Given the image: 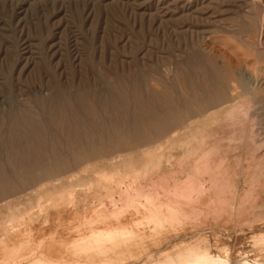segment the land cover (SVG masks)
I'll list each match as a JSON object with an SVG mask.
<instances>
[{"label": "rangeland", "instance_id": "1", "mask_svg": "<svg viewBox=\"0 0 264 264\" xmlns=\"http://www.w3.org/2000/svg\"><path fill=\"white\" fill-rule=\"evenodd\" d=\"M164 195L113 260L40 258ZM201 250L264 264V0H0V264Z\"/></svg>", "mask_w": 264, "mask_h": 264}, {"label": "bare ground", "instance_id": "2", "mask_svg": "<svg viewBox=\"0 0 264 264\" xmlns=\"http://www.w3.org/2000/svg\"><path fill=\"white\" fill-rule=\"evenodd\" d=\"M152 149V148H151ZM150 159V158H149ZM103 166V165H102ZM95 172V171H94ZM104 175V174H103ZM105 176V175H104ZM107 177H108V175H107ZM95 179V178H94ZM109 179V178H108ZM101 180V179H100ZM110 180V179H109ZM96 181H97V179H96ZM113 181V180H112ZM45 185H47V184H45ZM68 191V190H67ZM188 191V190H187ZM46 192V191H45ZM140 193V192H139ZM45 194V193H44ZM171 195V194H170ZM176 195V194H175ZM190 195V194H189ZM181 196V195H180ZM49 199V198H48ZM163 202H161V203H153V204H151V207L150 208H147V211L145 212V211H141L140 209H143V207L142 208H140L139 210L140 211H137V212H132L131 213V211H130V216H131V214H132V217L129 219L128 217L126 218V217H121L120 219L122 220L121 221V223H116V224H119V226L118 225H116L115 227H113V225L111 224V221H106V222H108L109 224H111L112 225V227L110 228V225L108 224V227L106 226L107 224L106 223H102L103 225H102V227H101V225H100V227L102 228L101 229V231H105L106 229L108 230L109 229V231H107V232H109L108 234H104L105 232H100L99 234L97 233V231L98 230H96V233H97V236H93L94 237V239L91 241V242H95V243H105L104 245H102V246H98L97 248H95V247H93L92 245H89V248H88V246L87 245H85V244H81V246H82V248H85L86 246V248H85V252H82V251H80V249H77V250H75L74 252H73V250H72V253H69L70 251L67 249V245L65 246V245H62V246H60V247H58V248H55V249H53V250H51L49 247H45V250L41 253V257L40 258H43V257H45L46 258V256H49L50 254H53V253H56L57 255H58V258H59V260H62V261H67V263H68V261H77L78 262V260H80L81 258L83 259V257L84 258H92V257H95L96 258V256H103V257H106V256H108V255H110V257L111 256H113V255H115V254H117V255H119L120 253H117V251L118 250H120V249H123V248H129L130 247V245H132L133 243V240H131V238L130 237H128L129 236V234H131V232H128V227L130 226V225H133V224H135V225H138L140 222H145V221H150V220H153L154 221V224L156 225V226H158L159 228L161 227L162 229L164 228V227H168V224H170V222H169V217L172 215V214H175V215H177V213L178 214H181L180 213V209L181 208H183V206H184V203H182L181 201H179V200H171V199H169V197H166L165 195H164V197H163V200H162ZM131 202V201H130ZM141 202V201H140ZM201 202V201H200ZM187 203V202H186ZM204 203V202H203ZM203 203H202V205H203ZM189 206V205H188ZM146 207H148V205L146 206ZM116 208V207H115ZM102 209V208H101ZM123 209H124V207H123ZM126 209V208H125ZM133 209V208H132ZM100 210V209H99ZM119 210V209H118ZM128 210V209H127ZM126 210V211H127ZM138 210V209H137ZM144 210V209H143ZM146 210V209H145ZM197 210V209H196ZM201 210V209H200ZM98 211V210H97ZM106 211V210H105ZM104 212V211H103ZM122 212H124V211H122ZM129 212V211H128ZM99 213V212H98ZM201 213V212H200ZM94 214V213H93ZM117 214V213H116ZM115 214V215H116ZM195 214V213H194ZM120 215L122 216V214L120 213ZM128 215V214H127ZM126 215V216H127ZM186 215V214H185ZM178 216V215H177ZM188 216V215H187ZM86 217V216H85ZM118 217V216H117ZM180 216H178V218H179ZM184 217V216H183ZM186 217V216H185ZM184 217V218H185ZM205 217V216H204ZM99 218V217H98ZM171 218H172V216H171ZM174 218V217H173ZM189 220H190V218H188ZM106 220V219H105ZM116 220V219H115ZM90 221V220H89ZM209 221V220H208ZM116 222V221H115ZM117 222H118V220H117ZM120 222V221H119ZM173 222H175V220H173ZM176 222H177V220H176ZM184 222V221H183ZM92 223V222H91ZM147 223H150V222H147ZM84 224V223H83ZM88 224V223H87ZM93 224V223H92ZM101 224V223H100ZM106 224V225H105ZM115 224V223H114ZM143 224V223H142ZM176 224V223H175ZM85 225V224H84ZM134 225V226H135ZM141 225V224H140ZM151 225V224H150ZM89 227V226H88ZM99 227V228H100ZM105 227V228H104ZM137 227V226H136ZM138 227H141V226H138ZM180 227V226H179ZM193 227V226H192ZM132 228V227H131ZM160 228V229H161ZM188 228V227H187ZM94 228H92V230H93ZM104 229V230H103ZM130 229V228H129ZM137 229V228H136ZM165 229V228H164ZM182 229V228H181ZM131 230V229H130ZM135 230V229H134ZM133 230V228H132V231H134ZM139 230V229H138ZM174 230H176V229H174ZM195 230V229H194ZM142 231V230H141ZM87 232V231H86ZM128 232V233H127ZM88 233V232H87ZM126 233V234H125ZM135 233V232H134ZM137 233L139 234V232L137 231ZM146 233V232H145ZM144 233V234H145ZM154 233V232H153ZM177 233V232H176ZM82 234V233H81ZM141 234H143V233H141ZM141 234L139 235V236H141ZM161 234V233H160ZM170 234V233H169ZM184 234V233H183ZM128 235V236H127ZM136 235V234H135ZM134 235V236H135ZM164 235V234H163ZM131 236V235H130ZM133 236V235H132ZM144 236V235H143ZM151 236V235H150ZM155 236V235H154ZM167 236H168V234H167ZM142 237V236H141ZM164 237V236H163ZM178 237V236H177ZM148 238V237H147ZM150 238V237H149ZM142 239V238H141ZM145 239V238H144ZM151 239V238H150ZM169 239V238H168ZM172 239V238H171ZM147 240V239H146ZM156 240V239H155ZM89 241V244H91V242ZM135 241V240H134ZM139 240H136V244H137V242H138ZM142 241H144L143 239H142ZM148 241V240H147ZM157 241V240H156ZM58 242V241H57ZM158 242V241H157ZM86 243V242H85ZM146 243V242H145ZM135 244V243H134ZM140 244V243H139ZM142 244V243H141ZM97 245V244H96ZM143 245H145V244H143ZM44 246V245H43ZM72 246V245H71ZM134 246V245H133ZM137 246H139V245H137ZM141 246V245H140ZM148 246V245H147ZM157 246V245H156ZM53 247V246H52ZM51 247V248H52ZM56 247V246H55ZM143 247V246H142ZM133 248H136V246L135 247H133ZM181 248V247H180ZM37 249V248H36ZM130 249V248H129ZM182 249V248H181ZM206 249H207V247H206ZM205 249V250H206ZM21 250V249H20ZM82 250H84V249H82ZM124 250V249H123ZM123 250H122V252H123ZM126 250V249H125ZM197 251V252H195V253H193V254H191V255H187V257L183 260V262H182V264H251L250 263V261L245 257V258H242V259H239V257L237 258V259H232L231 261H229V260H223L222 258H220L219 256H217V255H213L212 253H211V251ZM135 251V250H134ZM127 252V251H126ZM128 252H131L132 254H134L135 252H132V251H128ZM126 253L127 254V256L128 257H130L128 254L129 253ZM174 252V251H173ZM124 253V252H123ZM172 253V252H171ZM178 253V252H177ZM187 253H189V252H187ZM122 254V253H121ZM139 254V253H138ZM174 254H176V252L174 253ZM180 254L181 253H179V256H180ZM117 255H115L116 257H118ZM143 255V254H142ZM167 255V254H166ZM173 255V254H172ZM178 255V254H177ZM182 255V254H181ZM245 255V254H244ZM244 255H242V257L244 256ZM125 256V255H124ZM174 256V255H173ZM237 256V255H236ZM241 256V255H240ZM246 256V255H245ZM53 257V256H52ZM121 257H122V255H121ZM177 257V256H176ZM247 257H248V255H247ZM57 258V259H58ZM100 258V257H99ZM98 257H97V259H99ZM179 258V257H178ZM92 259H94V258H92ZM91 259V260H92ZM105 259V258H104ZM111 259L113 260V258L111 257ZM129 259V258H128ZM167 259V258H166ZM182 259V258H181ZM239 259V260H238ZM25 260V259H24ZM51 260V259H50ZM86 260V259H85ZM88 260V259H87ZM164 260V259H163ZM162 260V261H163ZM23 261V260H22ZM104 261V260H103ZM103 261H101V262H103ZM170 261H171V258H170ZM177 261H179V260H177ZM229 261V262H228ZM20 262V261H19ZM49 262V261H48ZM152 263H153V261H151ZM40 263V262H39ZM47 263V262H46ZM79 263V262H78ZM89 262H87V264H88ZM110 263V262H109ZM155 263V262H154ZM264 263V262H263ZM57 264H60V263H57ZM65 264V263H64ZM106 264H107V262H106ZM150 264V263H149ZM155 264H157V263H155ZM258 264V263H257Z\"/></svg>", "mask_w": 264, "mask_h": 264}]
</instances>
